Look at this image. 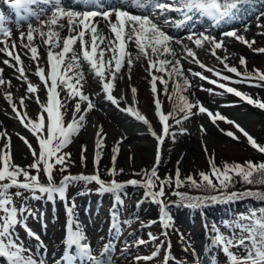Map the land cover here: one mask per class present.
<instances>
[{
    "label": "snow or ice",
    "instance_id": "1",
    "mask_svg": "<svg viewBox=\"0 0 264 264\" xmlns=\"http://www.w3.org/2000/svg\"><path fill=\"white\" fill-rule=\"evenodd\" d=\"M13 10L18 21L35 20L27 23V31H20L19 37L14 38L10 27L6 26L7 17L0 12V64L13 70V77L25 87V94L14 98L12 78L5 79L4 67H0V94L7 102L14 114V118L37 140L38 151L32 147L29 141L20 133L17 136L27 145L33 162L30 165L21 166L14 162L11 150V136L5 130H0V264H44L32 252L19 242L17 227H23L27 235L39 239L28 229L27 216L32 215L27 201L29 199L46 198L49 201L59 199L61 202L67 199L66 193L70 186L79 182H94L100 194L111 193L117 204L121 202L120 193L127 186H140L145 189L144 199H149L159 206L160 215L158 222L167 235V229L172 227L173 220L167 211L170 202L165 201L166 189L170 194L178 198L177 206L197 209L208 203L233 202L244 199H255L261 206L250 207L244 213L226 226L232 229L230 236L216 232L212 244L219 249L226 264H264V191H253L246 188L240 192H230L228 189L233 183L239 181L246 185H264V161L253 162H224L222 166L215 163L214 154H209L206 144L203 145L205 155L208 157L209 171L199 172V181L191 174L182 178L179 168L180 160L177 161L175 175H166L161 178L158 168L161 163V146L169 136L175 141L176 132L171 131L173 126L179 128V134L186 133V129L179 127L184 121L194 116L206 114L213 125L218 121H224L246 138L248 145L260 154H264V145H261L243 127L235 121L225 117L219 111L209 110L199 100H190L184 95L194 87L191 77H198L201 81H207L222 90L214 92L212 88L205 89L200 85L201 91H207L210 95L232 94L241 101L264 110V101L254 99L231 84L249 83L254 87H264V71L253 68L247 70V61L240 56L239 65L245 70L239 71L237 67L230 66L226 61L228 55L220 56L217 50L227 53L224 37L234 38L236 41L252 48L253 51L264 53V47L255 49V40L249 41L245 36L238 34V30L223 31L221 38L208 34L204 31L192 30L199 20H207L213 28H220L239 18L240 13L253 4V0H6ZM79 5L83 10H76ZM35 6V7H33ZM128 8L136 10V14L127 11ZM170 12L177 13L178 18L168 15ZM101 17L104 27L109 30L105 36L99 27ZM114 16V20L112 17ZM188 28V34L183 39L168 34L164 29ZM67 30L68 35L62 36ZM247 31V27L244 29ZM91 39H86V36ZM37 38L42 43L46 52V60L40 51L41 45L37 44ZM187 40L196 49H203L206 45L209 54L223 66L227 73L234 74L237 79L223 74L221 70L210 68L205 65L192 46L184 41ZM79 42V48L76 45ZM173 44L181 46L178 54ZM103 45V46H102ZM135 47V54L132 47ZM21 50H24L21 53ZM23 57H26L35 65L34 71L31 65L26 66ZM147 61L146 72L148 83L153 95L154 115L161 125V133L158 135L153 125L136 107V95L138 89L129 86L132 94L130 104L120 107L124 100L122 95L119 99L114 95L115 81L123 78L122 69L127 65L128 79H131V69L134 61L139 59ZM45 60L44 64L41 61ZM182 61L194 63L206 72H211L216 79H211L204 72L193 71L191 68L184 69ZM83 63L88 66L94 81H98L103 99L110 102L120 112L126 113L135 121L142 122L147 126L148 132L156 140L155 163L151 170H142L140 181L135 179L126 182H117L111 179L105 182L98 174L99 163L102 159V150L106 141V133L102 128L95 132V149L93 166L95 174H67L62 175L56 182L54 172L56 166L63 174L68 171V161L71 154L64 151L73 142V137L78 135L84 126L86 115L90 113L95 104L89 95L84 92L85 71ZM29 72L38 78L39 83H34L29 78ZM187 73V75H186ZM171 82V91L169 84ZM254 82V83H252ZM162 86V88L160 87ZM46 93V101H42L39 92ZM163 94L172 104L171 111L165 113L162 101L159 98ZM194 95V94H193ZM34 100L40 106V114L36 118L28 115L26 101ZM86 103V107L83 106ZM73 105L70 109L69 106ZM231 106V105H225ZM71 110L72 118L66 121L64 113ZM170 120L172 123H170ZM218 126V125H217ZM201 132H206L203 125ZM220 131L233 141L239 140L235 132L224 129ZM111 149V162L113 167L107 168V175L114 177L117 172L123 173V169L117 170L114 165L120 151L119 144ZM203 144V142H202ZM87 146H81V163L84 164V152ZM41 174L47 183H41ZM22 178V179H21ZM214 178V179H213ZM215 180V182H214ZM182 187H190L206 195H191L181 192ZM15 189L13 192L12 190ZM25 193L29 195L25 197ZM23 197L19 208L15 206L14 198ZM139 203V202H138ZM71 217L72 209H67ZM115 221V212L113 215ZM75 224V228H73ZM113 230L119 233V224L113 223ZM238 230V232H237ZM149 233V240H155ZM85 236L74 220H69L66 234V251L62 256L64 264H74L80 260L84 264H112L111 245L106 244L100 256L93 255L89 243L84 242ZM137 246L145 244L143 239L138 240ZM162 245H157L148 256H137L135 260L151 261L159 256ZM74 248V254H69L68 249ZM232 249L239 250L237 252ZM174 259L169 249L165 250L162 264H169ZM210 264H218L213 259Z\"/></svg>",
    "mask_w": 264,
    "mask_h": 264
},
{
    "label": "rangeland",
    "instance_id": "2",
    "mask_svg": "<svg viewBox=\"0 0 264 264\" xmlns=\"http://www.w3.org/2000/svg\"><path fill=\"white\" fill-rule=\"evenodd\" d=\"M167 2V0H165ZM253 11L252 19L242 20L239 18L238 26L233 28L227 26L223 31H228L232 29L238 30V34L245 36L249 41L255 40L253 48L259 49L264 47V0H253V4L250 5ZM82 11L83 9H77ZM1 12V11H0ZM132 14H136L132 12ZM173 15V14H172ZM171 16V15H170ZM174 16V15H173ZM175 18V17H173ZM178 18V17H177ZM32 23H36L32 20ZM14 24V17H8L6 23L7 27L13 29L11 26ZM247 27V31H245ZM172 28L171 26L167 29ZM166 29V28H165ZM164 29V30H165ZM167 32V31H166ZM18 33V32H17ZM188 32L182 30L179 34H172V36L183 39L186 37ZM64 36L63 34H61ZM68 35V34H67ZM65 35V36H67ZM216 36V35H214ZM41 43V41H39ZM191 45V44H190ZM225 46L227 48V53L223 50H217L220 56L228 55L229 59L226 61L230 66H235L241 72L245 69L239 65L240 56H244L247 61V70L251 71L253 68L260 69L264 71V53H258L253 51L252 48L240 43L236 40L225 41ZM210 46H205L204 49H196L198 58L208 67L216 68L221 70L223 74L231 76L233 79H237L234 74L227 73L223 70V66L219 64L218 61L212 57L208 48ZM132 50V49H131ZM23 59V55H22ZM184 69L191 68L200 70L198 72H204L206 76L211 79H216L212 76L211 72H206L204 69L196 68V64L188 63L187 61H182ZM147 61L142 60V64L137 63V69L131 71V79H128L127 68L122 69L123 78H118L117 85H115V95L119 99L122 95L124 100L120 102L124 107L126 104L131 103L132 94L130 84L138 89L136 100V107L141 111L143 115L150 121L153 125L154 130L159 135L161 133V125L158 122V118L154 115V105H153V95L150 91V86L146 81L148 74H146ZM195 65V66H194ZM187 75V73H186ZM5 79L11 78L9 75L4 77ZM31 79V78H30ZM194 87L189 89L184 95H187L190 100L199 99L204 106L209 110L216 112L219 111L225 117L235 121L241 127H243L253 138L255 139L258 135V127L260 125L259 116L255 113L247 112L250 105L244 101H241L238 97L232 94L223 95H210L207 91H201L200 85H203L205 89L212 88L214 92H221L222 90L216 88L214 85H210L207 81H200L196 77L189 76ZM15 82L20 83L16 79ZM34 83H39L38 79L33 80ZM129 82V83H128ZM227 83L228 86L234 87L237 90L250 95L252 98L258 97L256 87L251 86L249 83L243 84H231L229 82L221 81ZM254 83V82H252ZM90 85V83H89ZM162 88V86H160ZM171 82L169 84V90L171 91ZM24 89V91H22ZM14 98L18 103V98L25 94V87L18 86V89H10ZM95 89H89L86 91L89 93L90 99H92L95 104L94 109L86 115V120L80 133L73 137V142L69 144L64 151L71 154L70 160L68 161V171L61 173L59 171L60 166H56V171L54 172L56 182L62 178V175L67 174H95L93 159H94V149H95V137L93 139L94 146L90 149L86 137L87 128L89 126L93 129L102 128L103 133H106V141L102 150V159L99 163L98 174L105 182H110L111 179H115L117 182H126L128 180L135 179L140 181L142 179V170H151L155 163V151H156V140L147 131L140 133L135 136H127L125 131H132L134 127L133 123L121 119L120 114H116L115 107L107 102V106H103L99 103V96L96 95ZM194 94V95H193ZM39 97L45 98L46 93L44 91L39 92ZM162 101L163 111L165 113L171 111L172 104L168 99L161 94L159 97ZM2 101L7 103L2 94H0V130H5L11 136V150L14 157V162L21 166L30 165L33 162V157L27 147L19 139L17 133L23 135L34 149L38 151V143L36 138L28 132L21 124L22 129L11 127L3 121L1 112L4 113L5 107ZM26 111L28 115L32 118H36L40 114V106L34 100L26 101ZM231 105V106H225ZM86 107V103L83 105ZM73 105H70L71 109ZM146 112V113H145ZM206 114L199 116H194L187 121H184L182 125L183 129H186V133L179 134V128L173 126L171 131L176 132L175 141L169 136L165 139V142L161 146V163L158 168V175L163 178L166 175H175V170L177 167V161L180 160L179 164L181 177L184 178L191 174L196 180L199 181V172H208L209 164L208 157L205 155L203 150V145L206 144L208 153L214 154L215 163L218 166H222L224 162H239L243 164L245 161L252 160L253 162H258L255 158L256 150L252 149L248 145L246 138L239 133L233 125H230L224 121H218L217 125H213L210 120L202 121ZM72 113L71 110L64 113V119L66 121L71 120ZM244 121L243 123L239 120ZM199 122H208L217 130L214 138L211 142H208L206 136H200L196 133V126ZM170 123L172 121L170 120ZM136 124V123H135ZM206 126V124L204 125ZM8 127V129L6 128ZM208 128V126H206ZM210 129V128H209ZM220 129L225 131L231 130L239 137V140L233 141L231 138L225 136ZM211 131V129H210ZM124 134V135H123ZM124 138L122 143L119 144V153L114 167L119 170L123 169V173L117 172L114 177L107 175L106 169L113 167L111 162V149L116 146V142ZM200 141V143H199ZM182 142H185L186 147H181ZM203 142V144H202ZM150 144L151 150H146V145ZM86 145L87 151L83 153L85 157L84 164L81 163V146ZM154 145V147H153ZM2 146V145H0ZM187 148V151H184ZM198 148V149H197ZM22 179V178H21ZM214 179V178H213ZM215 182V180H214ZM41 183H47L46 178L41 174ZM264 185H259V187ZM179 190L182 192V189ZM189 188V187H186ZM98 186L94 182L84 183L79 182L67 189L66 197L67 199L61 202L59 199L49 201L46 198L41 199H29L27 201L29 211L32 215L27 216V227L34 232L39 239H35L27 235L26 230L23 227L18 226L16 231L19 236V242L22 243L27 249H31L33 254L44 264H54L58 260L55 258L60 253H52L49 249V239L47 233L50 228L54 226V222L63 219V213L59 216L56 213L52 215V209L54 206H59L61 210L68 206H72L77 213L71 215V219L79 224L81 232L85 236L86 243L91 246V252L93 255L100 256L104 251L103 245H111V261L112 264H127L128 261L133 259L134 264H137L135 257L148 256L154 250H156L157 245H162L159 256L151 261H139V264H162L163 257L165 255V250L169 249L170 255L174 258L169 264H210L213 259L218 261V264H226L225 257L223 253L215 248L212 244V240L216 234L215 230L225 236H230L232 234V229L226 226V223H232L240 213L246 212L250 207H256L254 199H244L238 200L233 210L227 213H221L220 207H223L221 202L214 203L208 207V209L215 210L216 212L210 216L199 217L198 212L200 208L192 209L184 206H177V197L170 194V190L166 189V197L164 198L166 202L169 203L167 211L173 220V225L167 229V235H163V229L158 222V217L160 215L159 206L153 204L149 199H144L145 189L140 186H127L120 193L121 202L116 203L115 197L111 193L100 194L98 191ZM13 192L15 189L12 190ZM188 193V191H184ZM29 194L25 193V197ZM23 197L14 198V203L17 208H19L23 202ZM139 202V203H138ZM115 212V221L113 220V215ZM66 221V220H65ZM117 222L119 224V233L113 230V223ZM75 227V224H73ZM202 227L205 228V237L207 245L202 253L199 251V241L200 233L198 232ZM238 232V230H237ZM149 233L154 237L155 240H149ZM97 235H101L99 241L94 243V238ZM143 239L146 241L145 244L137 246V241ZM178 240L184 249L183 256L187 258L186 262H182L179 256L173 252L171 244L173 241ZM122 250V253L118 256L116 253ZM69 254H74V249H68ZM232 251L239 254V250L232 249ZM62 259V257H61ZM64 264V263H62ZM74 264H84L80 260L74 261Z\"/></svg>",
    "mask_w": 264,
    "mask_h": 264
},
{
    "label": "bare ground",
    "instance_id": "3",
    "mask_svg": "<svg viewBox=\"0 0 264 264\" xmlns=\"http://www.w3.org/2000/svg\"><path fill=\"white\" fill-rule=\"evenodd\" d=\"M67 1L68 0H65V3H67ZM3 1H1L0 0V7H2L3 6ZM7 10L8 11H10L8 8H7ZM127 11H131V12H134V13H136V10L135 9H133V8H128L127 9ZM253 11L254 10H251V8H250V6H248L244 11H242L241 13H240V16H239V18H242V20H246V19H252V17H253ZM12 13V12H11ZM13 14V13H12ZM174 16H173V15ZM168 15L170 16H172V17H175V18H177L178 16H177V13H175V12H170V13H168ZM239 18L238 19H236V20H234V21H232V22H230V23H228V24H226V25H222L220 28H213L210 24H209V22L207 21V20H199L198 22H196L195 23V27L192 29V30H194V31H196V32H201V31H204V32H206V33H208V34H211V35H216V37H217V39H220L221 38V33H220V31L222 30V29H225L227 26H230V27H233V28H235V27H237L238 25V22L240 21L239 20ZM112 19L114 20L115 18H114V16L112 17ZM95 20H98V21H100V24H99V27L103 30V32H104V34H105V36H108L109 35V30L107 29V28H105L104 27V22H103V20H102V18L101 17H96L95 18ZM34 26H35V24H34ZM184 31V30H186L187 32H188V28H182V29H175V28H170V29H165V31H167V33L168 34H170V35H172V34H179L181 31ZM20 31H27V26H25L24 28H21V30ZM19 31V32H20ZM62 34L65 36V35H67L68 33H67V30L65 29L64 30V32H62ZM13 37L14 38H18L19 37V33H15V32H13ZM86 39H91V37H90V35L89 36H86ZM224 39V41H232V40H235L234 38H228V37H224L223 38ZM39 38H37V41H36V43L37 44H39V45H41V47H40V51L42 52V54L44 55V57H45V60H46V52L44 51V48H43V46H42V43H39ZM185 43H188L189 44V46H192V45H190V42H188L187 40H185L184 41ZM103 46V45H102ZM207 46V45H206ZM76 47H77V49L79 48V42H77V45H76ZM173 47L177 50V53L178 54H183L182 52H181V46L180 45H176V44H173ZM193 47V46H192ZM204 49V48H203ZM23 51L24 50H21V53H23ZM135 47L133 46L132 47V52H133V54H135ZM23 59H24V63H25V65L26 66H28V65H31V67H32V70L34 71V68H35V65L34 64H32V62L31 61H29L26 57H23ZM45 60H42L41 61V64H44L45 63ZM142 60H144L145 61V59H143V58H141V59H139V60H136V61H134V64H133V67H132V69H131V71H135L136 69H137V63H140V64H142ZM82 64H83V68H84V71H85V78H86V81H87V83L85 84V87H84V92L86 93V94H88L89 95V93H87L86 91H89V89H95L96 91V93L97 92H100L101 90H100V87H99V83H98V81H94L93 80V76H92V74L89 72V70H88V66H87V64L86 63H83L82 62ZM195 66V65H194ZM0 67H4V73H3V76L5 77V76H10L11 78H12V84H13V87L11 88V89H18V86L20 87V83H18V82H15L14 81V77H13V70L12 69H9V68H7L6 66H4V65H2V64H0ZM124 68H127V65H125V67ZM196 68H199V69H201L198 65H196ZM193 71H200V70H196V69H193ZM29 74V78H31V81L33 82V80H37L38 78L35 76V75H32L31 74V72H29L28 73ZM147 74V73H146ZM196 78H198V77H196ZM148 79H150V77H147L146 78V81L148 82ZM199 79V78H198ZM200 80V79H199ZM201 81V80H200ZM117 82H118V79L115 81V85H117ZM89 83H90V85H89ZM129 83V82H128ZM149 84V83H148ZM131 86H132V84H130ZM150 86V85H149ZM22 91H24V89L22 90ZM114 95H115V90H114ZM115 97H116V95H115ZM42 101H45V98H40ZM98 101H99V103H102V105L103 106H107V101L106 100H104L103 99V94L101 93V95H99V98H98ZM110 103V102H109ZM2 104L4 105V107H5V111H4V113H2L1 112V115H2V117H3V121L5 122V123H7V125H11V127H16V128H19V129H22V127H21V125H20V123L14 118V114H12L11 113V109H10V107L8 106V104L7 103H5V102H3L2 101ZM38 105V104H37ZM39 106V105H38ZM115 107V106H114ZM120 107H124L123 105H121L120 104ZM115 111H116V114H120V117H121V119L122 118H124L125 120H127V121H130V122H134L133 123V125H134V127L131 129L132 131H125L126 133V135L127 136H135V135H138V134H142V133H144L145 131H147V126L146 125H144L142 122H138V121H135L134 120V118H132V117H129L126 113H122V112H120L116 107H115ZM146 113V112H145ZM205 116V115H204ZM208 121V117L207 116H205V118L204 119H202V121ZM240 122H244V121H242L241 119L239 120ZM136 123V124H135ZM205 124H206V126H208V128H206V126H204L205 124H203L202 122H199V124L196 126V133L198 134V135H200V136H206L207 138H208V142H211V140L214 138V135L213 134H216L217 133V130L211 125V127H209L210 126V124L207 122H204ZM1 125V124H0ZM201 125H203L204 126V128L206 129V132H201L200 131V126ZM7 129H8V127H6ZM211 129V131H210V129ZM88 129V131L86 132V137H87V141H88V145H89V148L91 149L93 146H94V143H93V139H94V137H95V132L97 131V129H93V128H91L90 126H89V128H87ZM213 133V134H212ZM124 135V134H123ZM199 143H200V141H199ZM144 145H146V144H144ZM186 147V145H185V142H182V144H181V147ZM146 150L147 151H150L151 150V146H150V144H147L146 146ZM153 147H154V145H153ZM198 149V148H197ZM184 151H187V148H185V150ZM68 208H71L72 209V213H71V215L73 214V213H77L78 211H75L74 209H73V207L71 206H68V207H66V208H64V210H61V208L59 207V206H54L53 207V209H52V215H53V213H56V215H60V214H62L63 213V219L61 218L60 220H58V221H55L53 224H54V226L52 227V228H50L49 229V231H48V233H47V237H48V239H49V242H50V245H49V249L51 250V252L52 253H59L58 254V256L55 258V260H58L57 262H55L54 264H62V263H64L63 261H62V259H61V257L63 256V254L65 253V251H66V245H65V240H66V234H67V229H68V226H69V220L71 219V217L69 216V213H68V211H67V209ZM66 220V221H65ZM73 228H75L74 227V225H73ZM199 233H200V235H201V237H200V241H199V251H200V253H202L203 252V250L205 249V247H206V245H207V241H206V237H205V228L204 227H202L199 231H198ZM101 237V235H97L95 238H94V243H97L98 241H99V238ZM104 246H105V244L103 245V248H104ZM171 247H172V250H173V252L174 253H176L178 256H179V259H180V261H182V262H186L187 261V258L186 257H184L183 256V253H184V249H183V247H182V244L178 241V240H175V241H173V243L171 244ZM74 249V248H73ZM122 253V250H119L117 253H116V255H120ZM135 263V261L133 260V259H131L130 261H128V263L127 264H134Z\"/></svg>",
    "mask_w": 264,
    "mask_h": 264
},
{
    "label": "trees",
    "instance_id": "4",
    "mask_svg": "<svg viewBox=\"0 0 264 264\" xmlns=\"http://www.w3.org/2000/svg\"><path fill=\"white\" fill-rule=\"evenodd\" d=\"M257 94H258V99L264 101V87H257ZM249 113H255L259 116V120H260V125L258 127V135L256 137V140L259 144L264 145V110H260L258 108H256L255 106H251L248 110ZM255 158L257 159L258 162L260 161H264V154H260L258 152H256V156ZM246 188H250L253 191L259 190V191H264V186L259 187V185H246L243 184L239 181V179H237L233 185L228 189V191L230 192H240L245 190ZM184 191H188L189 194L191 195H206V193H202V192H198L195 189L192 188H186L184 187L182 189V192ZM255 200V199H254ZM237 201H233V202H221L223 204V206H229L230 208H233V206H235L234 204H236ZM256 203V207L261 206V204L255 200ZM214 203H208L207 205L200 207V211H207L208 207L211 206Z\"/></svg>",
    "mask_w": 264,
    "mask_h": 264
}]
</instances>
